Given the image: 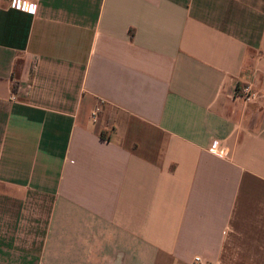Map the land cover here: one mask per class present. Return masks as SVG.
<instances>
[{
  "label": "crops",
  "instance_id": "0c3cea01",
  "mask_svg": "<svg viewBox=\"0 0 264 264\" xmlns=\"http://www.w3.org/2000/svg\"><path fill=\"white\" fill-rule=\"evenodd\" d=\"M8 1L0 264H264V0Z\"/></svg>",
  "mask_w": 264,
  "mask_h": 264
},
{
  "label": "built area",
  "instance_id": "2783aa9c",
  "mask_svg": "<svg viewBox=\"0 0 264 264\" xmlns=\"http://www.w3.org/2000/svg\"><path fill=\"white\" fill-rule=\"evenodd\" d=\"M11 6H13L16 10L24 13L35 14L36 13V5L29 4L24 0H9L8 1ZM236 98L242 102V104L249 105L254 104L258 100V94L253 88V84L246 83L242 86V88L238 91ZM96 112H94L93 117H95ZM222 152L219 151V154ZM192 264H210L206 260L201 257H194L192 260Z\"/></svg>",
  "mask_w": 264,
  "mask_h": 264
},
{
  "label": "rangeland",
  "instance_id": "374dc122",
  "mask_svg": "<svg viewBox=\"0 0 264 264\" xmlns=\"http://www.w3.org/2000/svg\"><path fill=\"white\" fill-rule=\"evenodd\" d=\"M36 215H46V212H37ZM37 218H42L41 216H37ZM39 232H42V229H39ZM42 235V234H39Z\"/></svg>",
  "mask_w": 264,
  "mask_h": 264
},
{
  "label": "trees",
  "instance_id": "16d2710c",
  "mask_svg": "<svg viewBox=\"0 0 264 264\" xmlns=\"http://www.w3.org/2000/svg\"><path fill=\"white\" fill-rule=\"evenodd\" d=\"M101 138L103 139V136H101Z\"/></svg>",
  "mask_w": 264,
  "mask_h": 264
}]
</instances>
